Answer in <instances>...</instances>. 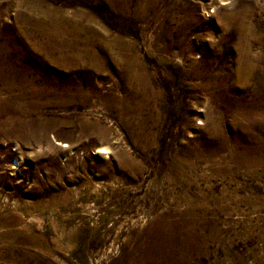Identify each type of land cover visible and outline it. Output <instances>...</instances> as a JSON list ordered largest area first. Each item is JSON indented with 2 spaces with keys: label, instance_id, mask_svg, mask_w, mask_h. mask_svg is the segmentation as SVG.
I'll return each mask as SVG.
<instances>
[{
  "label": "rangeland",
  "instance_id": "1",
  "mask_svg": "<svg viewBox=\"0 0 264 264\" xmlns=\"http://www.w3.org/2000/svg\"><path fill=\"white\" fill-rule=\"evenodd\" d=\"M263 83L264 0H0V264H264Z\"/></svg>",
  "mask_w": 264,
  "mask_h": 264
},
{
  "label": "bare ground",
  "instance_id": "2",
  "mask_svg": "<svg viewBox=\"0 0 264 264\" xmlns=\"http://www.w3.org/2000/svg\"><path fill=\"white\" fill-rule=\"evenodd\" d=\"M254 107L256 108V111H253L251 115L249 113H245L244 119H246L248 123H253V124L259 123V128H264V110L262 109V104L255 103Z\"/></svg>",
  "mask_w": 264,
  "mask_h": 264
}]
</instances>
